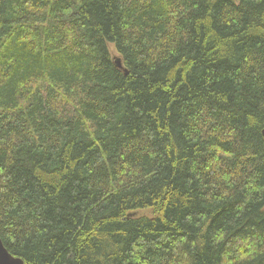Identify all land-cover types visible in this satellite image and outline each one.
Wrapping results in <instances>:
<instances>
[{
	"label": "trees",
	"instance_id": "trees-1",
	"mask_svg": "<svg viewBox=\"0 0 264 264\" xmlns=\"http://www.w3.org/2000/svg\"><path fill=\"white\" fill-rule=\"evenodd\" d=\"M263 129L264 0H0L25 264H264Z\"/></svg>",
	"mask_w": 264,
	"mask_h": 264
},
{
	"label": "water",
	"instance_id": "water-1",
	"mask_svg": "<svg viewBox=\"0 0 264 264\" xmlns=\"http://www.w3.org/2000/svg\"><path fill=\"white\" fill-rule=\"evenodd\" d=\"M116 64L118 67L123 68L120 58H116ZM126 73H128L126 71ZM264 137V129L262 130ZM0 264H25L21 257L13 255L5 246L3 239L0 236Z\"/></svg>",
	"mask_w": 264,
	"mask_h": 264
},
{
	"label": "rangeland",
	"instance_id": "rangeland-1",
	"mask_svg": "<svg viewBox=\"0 0 264 264\" xmlns=\"http://www.w3.org/2000/svg\"><path fill=\"white\" fill-rule=\"evenodd\" d=\"M147 212V211H146ZM143 213V212H142Z\"/></svg>",
	"mask_w": 264,
	"mask_h": 264
}]
</instances>
